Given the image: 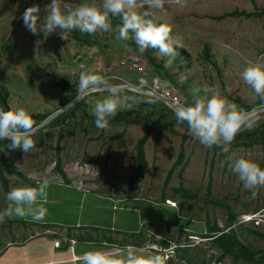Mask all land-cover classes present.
<instances>
[{
  "label": "rangeland",
  "instance_id": "1",
  "mask_svg": "<svg viewBox=\"0 0 264 264\" xmlns=\"http://www.w3.org/2000/svg\"><path fill=\"white\" fill-rule=\"evenodd\" d=\"M81 2L68 0L73 6ZM89 2L101 4L102 0ZM28 7V0H0V93L6 97L8 109L21 105L34 117L52 116L80 95L77 66L83 63L89 72L110 84L143 92L142 84L150 89L158 84L161 89L173 91L179 105L191 103L197 87H217L247 115V121L227 154L219 146L200 144L186 123L169 115L163 117L160 107L154 114L150 107L141 112V101L120 110L116 116L122 118L112 119L106 129H98L90 109L96 98L107 94L98 91L103 89L98 86L86 96L82 110L69 114L65 125L54 130L49 140L35 150L13 155L21 176L11 168L5 169L8 191L44 180L52 184L68 181L71 186L88 190L93 195L89 199L101 207L108 202L122 211L135 210L118 211L120 220L113 223L114 228L137 233L132 240L138 244L137 254L164 257L169 253L171 257L164 259L165 264H234L231 259H219L221 252L210 238L212 229L218 235L230 234L264 256V241L239 224L244 215L264 212V187L245 189L225 163L226 157L235 153L264 168V141L251 142L246 133L264 132V99L257 97L242 78L250 64L264 63V0H165L162 8H153L145 0L138 2L137 12L149 11L155 22L171 27L181 45L175 56L155 48L140 52L133 39H118L122 21L115 22L117 17L112 16V31L88 34L76 30L67 34L68 39H63L59 31L47 36L43 32L33 34L23 19ZM44 16L46 12H41ZM129 53L145 59L142 72L129 64L115 67ZM163 73L167 80L160 76ZM148 115L152 116L150 120ZM125 116L127 120L123 121ZM147 131V168L128 198V182L135 166L134 146ZM60 132L62 141L57 153ZM181 151L182 160L175 166ZM253 191L258 193L255 198ZM12 205L0 183V212ZM84 205L89 214L92 209ZM102 216L101 223L109 225L111 214ZM6 218L0 220V228L7 223ZM18 218L12 217L16 221ZM255 233L264 237L260 229ZM145 246L155 249L139 251Z\"/></svg>",
  "mask_w": 264,
  "mask_h": 264
},
{
  "label": "clouds",
  "instance_id": "2",
  "mask_svg": "<svg viewBox=\"0 0 264 264\" xmlns=\"http://www.w3.org/2000/svg\"><path fill=\"white\" fill-rule=\"evenodd\" d=\"M165 0H150L153 8H162ZM138 0H102L101 4L83 0L76 6L68 0H51L46 7V16L41 17L40 6L28 7L24 14V24L33 33L43 32L45 36L59 31L63 39L68 33L80 31L94 34L98 30L112 31L110 16L120 17L118 39H133L140 52L149 48L158 49L160 53L175 56L179 41L172 35L171 27L155 22L149 11L137 12ZM131 34V37H130ZM170 63V62H169ZM80 67L83 69L84 65ZM243 80L251 86L256 96L264 99V63L250 64L242 73ZM103 86L107 91L95 99L90 114L95 117V126L106 129L120 110L130 109L140 102L137 96L126 94L122 84H110L102 76L87 70L80 73L78 92L82 97L92 88ZM179 123L186 122L190 134L206 147L219 146L224 153L230 152L247 115L236 104L229 101L217 87L204 85L193 90L191 103L180 104L175 108ZM38 130L31 111L21 105L0 108V140H9L12 148L22 147L25 152L35 150L34 135ZM225 163L237 175L245 189L264 187V168L256 161L232 153ZM22 171V169H21ZM48 181H41L36 186H21L7 193V200L14 205L0 212V220L7 217L30 216L34 221L44 219L47 209ZM258 195L252 192V197ZM83 264H116L109 255L95 249L84 253ZM120 264H165L159 254L147 256L129 250Z\"/></svg>",
  "mask_w": 264,
  "mask_h": 264
},
{
  "label": "crops",
  "instance_id": "3",
  "mask_svg": "<svg viewBox=\"0 0 264 264\" xmlns=\"http://www.w3.org/2000/svg\"><path fill=\"white\" fill-rule=\"evenodd\" d=\"M89 195L93 196L71 184L48 183L43 202L47 213L43 220L34 221L25 216L16 221L7 217V223L0 228V264H83L84 253L95 249L105 251L120 264L129 250L138 247L132 242L137 233L116 230L113 223L119 222L116 213L122 210L105 200L101 207ZM84 204L92 209L89 214L84 211ZM101 210L106 216L111 214L109 225L101 223ZM130 211L135 210L122 212Z\"/></svg>",
  "mask_w": 264,
  "mask_h": 264
},
{
  "label": "trees",
  "instance_id": "4",
  "mask_svg": "<svg viewBox=\"0 0 264 264\" xmlns=\"http://www.w3.org/2000/svg\"><path fill=\"white\" fill-rule=\"evenodd\" d=\"M230 16H235V14H230ZM121 19L120 17H117L115 22H120ZM114 22V24H115ZM151 66H153V64H151ZM160 76L162 77L163 80H167L166 76L163 74H160ZM126 94L129 95H135L138 97V99L141 101L140 103V111L143 112L145 107H150L152 109V113L157 111L158 107H160L164 113L163 117H167V115L171 116L172 118L176 119L175 116V112H173L171 109H169L165 104H163L162 102L154 99V98H150L147 96H143L141 94L135 93V92H129V91H125ZM90 95V94H89ZM78 97V95L76 96ZM88 97V96H87ZM86 97L84 99H82L80 102L76 103L74 106H72L71 108H69L68 110L62 112L61 114H59L57 117H55L54 119H52L46 126H44L42 129L38 130L35 135H34V140L36 142L35 147L37 146H41L44 141L47 139L49 140L54 133V130H56L57 128H62L65 125V121L68 117V115H74V112L76 111H80L82 110L83 106H84V101H85ZM69 103V102H68ZM0 108H3L4 110H8L7 107V103H6V97L3 96L0 93ZM140 111L137 112L138 116H141ZM161 113V112H160ZM51 115L48 116H44V117H34L33 119L36 121L37 126H39L41 123H43L45 120H47ZM151 115L147 116V119L150 120L151 119ZM116 119H121L122 116L118 115L115 117ZM124 120H127V116L123 117ZM186 123V122H184ZM264 123L261 122V124ZM187 124V123H186ZM248 133V137H250L251 142H256L258 139L259 140H263L264 141V132H261L259 130L257 131H253V132H246ZM122 135V133L120 134V136ZM239 136L236 135L235 139L238 138ZM149 139V133L148 131L145 132V134L143 135V137L141 139H139L137 141V143L134 146V151H135V166L132 172V175L129 179L128 182V193L127 196L128 198H130V195L133 192V189L136 185H138L142 179H143V174L147 168V164L145 161V157H144V146L147 143ZM62 141V133L60 132L57 140H56V150L58 153L59 150V145ZM264 143V142H263ZM23 148L22 147H17V148H12L10 141L5 139V140H0V183L3 189V192L5 193V195H7L8 191V181L6 180V178L4 177V171L6 168H11L16 175L21 176L18 169L15 167L12 157L14 154L20 153V151H22ZM182 155L183 152L181 151L180 153V157L178 159V161L176 162L175 166L179 165L181 160H182ZM59 166V161H57V169ZM172 170L168 173L167 175V181L168 178L171 175ZM62 176H64L62 174ZM65 185H69L68 181H64ZM232 222V218L230 220V223ZM211 233V242L213 244V246L217 247L221 254H220V260L228 258L231 259V261L234 264H264V256L262 255L263 252L261 251H253L251 249H249L248 247H246L245 245H243L242 243L239 242V240L233 236H231L228 233H220V235L215 234L216 232L212 229L209 231ZM250 233H252L253 235L260 237V239L262 241H264V237L259 235L258 233H255L254 231H249Z\"/></svg>",
  "mask_w": 264,
  "mask_h": 264
},
{
  "label": "built area",
  "instance_id": "5",
  "mask_svg": "<svg viewBox=\"0 0 264 264\" xmlns=\"http://www.w3.org/2000/svg\"><path fill=\"white\" fill-rule=\"evenodd\" d=\"M51 3V0H28V6L31 7L33 5H39L41 12H46V7L48 4ZM83 63H80V65ZM126 65L129 64L131 66H133L134 68L137 69V72L140 73L144 70V68H146V62L145 59H143L138 53H129L125 58H122L121 60H119V62L115 63V67H118V65ZM84 65V64H83ZM78 67V71L79 73H81L82 71H89L88 68L84 65V68L82 69L79 65ZM80 80V77H79ZM79 84V81H78ZM143 89L145 91V95L149 96L150 98H159L161 100H163L165 103L174 106L175 108L179 105V98L178 96H176V94L173 91L170 90H164L161 89V87L158 84H155L151 89L150 87H147L145 85H143ZM240 225H243V227H246L247 229H250L251 231H255L257 229H260L262 231V233H264V212H261L259 214H251V215H244L241 219V221H239ZM73 243V242H71ZM58 245V244H57ZM145 249L143 250H139V251H145L146 250H154L155 246H145ZM134 251L135 248H133ZM162 251H166V249H160L159 252ZM148 252V251H147ZM150 253V252H148ZM164 259H168L171 257V255L168 253H164Z\"/></svg>",
  "mask_w": 264,
  "mask_h": 264
},
{
  "label": "water",
  "instance_id": "6",
  "mask_svg": "<svg viewBox=\"0 0 264 264\" xmlns=\"http://www.w3.org/2000/svg\"><path fill=\"white\" fill-rule=\"evenodd\" d=\"M125 90H130V91H134L138 94H145V92L141 91V90H135L130 86H124ZM98 91H106L105 89H100ZM95 91L90 90L89 92H87L86 94H84L82 97L80 95H78V97L76 99H74L72 102H70L68 105H66L63 109L59 110L58 112L54 113L51 117H49L46 121H44L43 123H41L38 126V130L42 129L44 126H46L52 119H54L55 117H57L59 114H61L62 112L68 110L69 108H71L72 106H74L76 103L80 102L82 99H84L86 96H88L89 94L94 93ZM158 101L162 102L163 104H165L169 109H171L173 112H175V107L172 105H169L167 103H165L163 100L156 98ZM37 130V131H38Z\"/></svg>",
  "mask_w": 264,
  "mask_h": 264
},
{
  "label": "bare ground",
  "instance_id": "7",
  "mask_svg": "<svg viewBox=\"0 0 264 264\" xmlns=\"http://www.w3.org/2000/svg\"><path fill=\"white\" fill-rule=\"evenodd\" d=\"M140 1H144V0H138V2H140ZM145 1H148V2H150V0H145Z\"/></svg>",
  "mask_w": 264,
  "mask_h": 264
}]
</instances>
